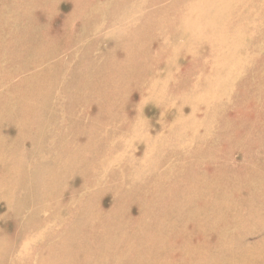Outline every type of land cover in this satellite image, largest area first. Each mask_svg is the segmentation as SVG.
Instances as JSON below:
<instances>
[{
    "label": "rangeland",
    "instance_id": "obj_1",
    "mask_svg": "<svg viewBox=\"0 0 264 264\" xmlns=\"http://www.w3.org/2000/svg\"><path fill=\"white\" fill-rule=\"evenodd\" d=\"M235 254L264 261V0H0V264Z\"/></svg>",
    "mask_w": 264,
    "mask_h": 264
},
{
    "label": "bare ground",
    "instance_id": "obj_2",
    "mask_svg": "<svg viewBox=\"0 0 264 264\" xmlns=\"http://www.w3.org/2000/svg\"><path fill=\"white\" fill-rule=\"evenodd\" d=\"M187 248H188V245H187V243L184 242L183 247H182V250L185 251ZM232 260H233L232 261L233 263L234 262H237V261L238 262H242V263H247V260L246 259H241V256H238L236 254L234 255V257H233ZM263 263H264V261H263ZM247 264H249V262Z\"/></svg>",
    "mask_w": 264,
    "mask_h": 264
}]
</instances>
